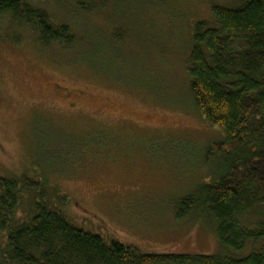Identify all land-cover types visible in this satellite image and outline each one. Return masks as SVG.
Instances as JSON below:
<instances>
[{"label":"rangeland","instance_id":"1","mask_svg":"<svg viewBox=\"0 0 264 264\" xmlns=\"http://www.w3.org/2000/svg\"><path fill=\"white\" fill-rule=\"evenodd\" d=\"M237 2L31 0L69 26L72 46L42 47L31 25L1 16L0 179L42 182L82 229L141 253L260 252L264 241L224 250L204 208L178 207L227 167L209 155L225 135L196 109L189 70L196 26L217 27L212 7ZM261 221L264 205L242 223Z\"/></svg>","mask_w":264,"mask_h":264},{"label":"trees","instance_id":"2","mask_svg":"<svg viewBox=\"0 0 264 264\" xmlns=\"http://www.w3.org/2000/svg\"><path fill=\"white\" fill-rule=\"evenodd\" d=\"M30 1L0 0V17L31 25L42 47L72 46L76 37L69 26ZM68 1L86 9L92 0ZM212 14L217 27L199 23L193 36L190 91L196 109L225 135L209 155H225L227 167L219 180L201 185L178 207L204 208L222 248L238 253L249 242L264 241L263 221L252 229L242 223L264 205V0L215 5ZM44 189L26 177L0 179V264H264V247L246 258L229 251L192 257L108 243L78 226ZM27 193L32 209L22 220L18 212Z\"/></svg>","mask_w":264,"mask_h":264}]
</instances>
